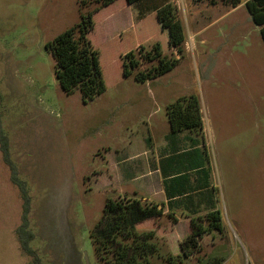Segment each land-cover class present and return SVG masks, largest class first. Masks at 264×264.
<instances>
[{
	"label": "rangeland",
	"instance_id": "1",
	"mask_svg": "<svg viewBox=\"0 0 264 264\" xmlns=\"http://www.w3.org/2000/svg\"><path fill=\"white\" fill-rule=\"evenodd\" d=\"M167 2L185 35L186 57L177 69L144 85L134 80L136 71L123 78L120 55L138 44L147 50L155 42L164 46L170 33L157 27L154 15L137 23L138 7L118 0L95 15L89 35L107 90L84 103L78 91L67 96L60 88L45 46L94 11L97 0H0V118L11 158L29 186L31 247L42 264H85V257L96 264L90 230L107 199L124 193L111 185L106 152L110 165L136 155L143 170L146 148L158 168L170 163L169 172L179 177L166 186L189 193L173 205L214 197L223 216L222 240L207 236L202 251L184 264H222L232 256L237 264H264V102L258 96L264 90V48L251 41L253 30L242 12L214 24L230 10L222 0ZM235 19L241 31L229 26ZM166 55L174 56L171 50ZM149 67L142 63L140 69ZM183 94L198 97L205 126V137L187 143L186 150L190 142H205L186 165L182 159L189 154L177 153L182 132L161 125L168 123L165 104ZM144 190L149 198L152 190ZM21 213L20 193L0 152V264H33L16 236ZM185 223L182 216L175 238L185 237ZM172 246L162 256L180 253L178 244Z\"/></svg>",
	"mask_w": 264,
	"mask_h": 264
},
{
	"label": "trees",
	"instance_id": "2",
	"mask_svg": "<svg viewBox=\"0 0 264 264\" xmlns=\"http://www.w3.org/2000/svg\"><path fill=\"white\" fill-rule=\"evenodd\" d=\"M118 0H97L99 6L80 21L57 35L45 46L53 59L55 77L63 92L70 96L75 91L81 94L84 103L95 99L107 90L103 71L95 69L99 51L93 46L89 35L95 29L94 17ZM127 5H136L141 23L150 16H156L157 27L169 31L166 45L155 42L147 50L143 44L120 55L122 76L129 78L134 71V80L143 84L167 75L176 68L185 54V35L171 11L167 0H125ZM235 8L241 0H222ZM215 3V0H212ZM256 25L264 24V0H250L246 3ZM264 37V30L262 32ZM171 50L173 57L166 53ZM142 63L151 67L141 70ZM166 115L172 133L189 130L196 135L203 131V118L196 95L178 98L166 106ZM0 152L10 173L11 183L18 189L22 200L21 223L16 236L22 252L32 259L33 264H42L31 247L35 234L31 228L32 199L28 183L20 177L19 169L11 158L9 138L0 118ZM164 205L142 203L135 198H108L99 221L90 230L96 264H155L160 259L164 264H184V261L202 251L205 236L225 234L223 216L213 208L202 215L186 217V234L179 242L180 253L162 256L168 238L174 234L178 219L171 213H164ZM165 219L169 225L164 226ZM175 237V235H174ZM174 237L172 243L174 246ZM172 246V248H173ZM220 261V260H219ZM161 263V264H163Z\"/></svg>",
	"mask_w": 264,
	"mask_h": 264
},
{
	"label": "crops",
	"instance_id": "3",
	"mask_svg": "<svg viewBox=\"0 0 264 264\" xmlns=\"http://www.w3.org/2000/svg\"><path fill=\"white\" fill-rule=\"evenodd\" d=\"M250 1V0H241V4L235 8L230 7V10H228V12H226V14L218 21H216V23L214 24H218L219 22L225 21L226 18H230L231 15H235L239 12H242L243 14H245L246 19H245V23L253 30L251 32V41H255L258 42L260 45H262V47L264 48V37H263V30H264V24L262 25H256L255 22L253 21L249 11L246 8V3ZM228 20V19H227ZM231 24L229 26L232 27V29H241L243 28L242 22L240 19H235L233 21L230 22ZM239 37H243L238 35ZM226 39H235V36H228L226 35L225 37ZM238 40V39H237ZM235 41V40H234ZM238 42V41H236ZM250 48V47H249ZM264 51V49H263ZM186 57V54H184V58ZM179 66V65H178ZM177 66V67H178ZM174 68L171 72H169L168 74L174 72L176 69ZM149 82L152 81H148L144 84H147ZM140 84V83H139ZM183 96H187L186 94H183L182 96L179 97H183ZM259 98L262 100V102H264V90L260 91V93H258ZM178 97V98H179ZM176 98V100L178 99ZM175 100V101H176ZM166 103V102H164ZM173 103V102H172ZM171 104V103H169ZM166 106L168 104H165ZM166 106H165V111H166ZM167 117V115H166ZM203 118V117H202ZM168 122V119H167ZM166 130L167 132H170V126L169 123L166 122H162L161 124ZM182 153L181 152H177L182 154V156H185L186 154H189L188 157H185V160L182 159V161H184V165H186L187 161L192 162V156L191 154L197 152V150L199 148H202L203 145L205 144L204 139L202 141L203 144L200 143L199 146H196L193 142H190V148L188 150H186L185 148L187 147V143L189 142V140H191V138H193V136L199 137V138H203L205 137V126H204V121H203V131L201 135H196L194 133H192L189 130H184L182 131ZM126 143V142H124ZM132 144V143H129ZM147 148L144 150V155L147 157L146 161H144V165H143V170H140V166L141 165H135V159L137 158L136 155L135 156H131V157H122L121 159L118 158V160L113 163V164H109L108 162V156L110 155L108 154V150L106 152V156L104 157V160L107 164V171L109 172V175L114 176L115 177V183L114 181L112 182L111 185H113L115 187V191L117 192H124L123 197H128V198H135L137 200H139L142 203H155V204H159V205H164V213H171L174 215V217H176L178 219V223L174 226L175 227V231L174 234L170 235L168 238V242H171L172 238L174 237L177 227L182 223V216L186 219L187 216H197V215H202L204 213H206L207 211H209L210 209L216 208L218 209L217 203L213 198H209V197H201L200 199H197L195 202H190V203H186L185 205L183 204H179L176 206V204L173 205V203H177L180 202L181 200H185L188 196L189 193L187 192H183L182 194H175L172 189L173 186L172 184L169 186V188L166 186V182H172L175 178H179V177H175L174 175H172L169 172V165L170 163H166L164 164L165 166L163 168H158L155 164L156 162V156L154 155L151 159L150 158V152L146 151ZM152 154H154L155 152L152 150L151 151ZM168 159H171L172 156H168ZM166 160V159H165ZM140 170V172H139ZM165 171V173H164ZM143 181V184L140 185V182ZM150 188V190H152V193L150 194L151 196H149V198L144 197V189ZM140 197V198H137ZM171 205H173L171 207ZM181 215V216H179ZM181 217V218H180ZM212 235V234H211ZM209 236V235H208ZM214 236V235H213ZM207 236L204 237V239ZM203 239V240H204ZM222 240V237L215 236L212 237V240ZM182 240V236H179L178 238L174 237V241L175 244H179V242ZM202 240V241H203ZM202 243V242H201ZM231 259V260H230ZM230 260V262H229ZM240 264V259L239 262ZM222 264H237V259L236 256H232V258L230 257L228 260H226L225 262H223Z\"/></svg>",
	"mask_w": 264,
	"mask_h": 264
},
{
	"label": "water",
	"instance_id": "4",
	"mask_svg": "<svg viewBox=\"0 0 264 264\" xmlns=\"http://www.w3.org/2000/svg\"><path fill=\"white\" fill-rule=\"evenodd\" d=\"M85 264H90L87 257H85Z\"/></svg>",
	"mask_w": 264,
	"mask_h": 264
}]
</instances>
